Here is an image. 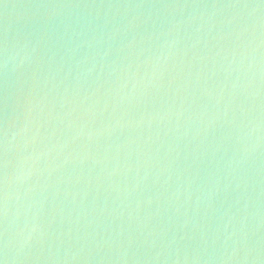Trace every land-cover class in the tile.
I'll use <instances>...</instances> for the list:
<instances>
[{
  "label": "water",
  "instance_id": "obj_1",
  "mask_svg": "<svg viewBox=\"0 0 264 264\" xmlns=\"http://www.w3.org/2000/svg\"><path fill=\"white\" fill-rule=\"evenodd\" d=\"M3 264H264V0H0Z\"/></svg>",
  "mask_w": 264,
  "mask_h": 264
},
{
  "label": "snow or ice",
  "instance_id": "obj_2",
  "mask_svg": "<svg viewBox=\"0 0 264 264\" xmlns=\"http://www.w3.org/2000/svg\"><path fill=\"white\" fill-rule=\"evenodd\" d=\"M0 264H3V261L2 260H0Z\"/></svg>",
  "mask_w": 264,
  "mask_h": 264
}]
</instances>
